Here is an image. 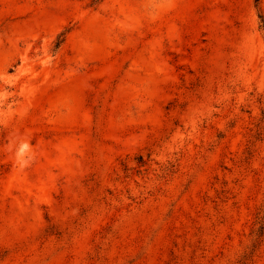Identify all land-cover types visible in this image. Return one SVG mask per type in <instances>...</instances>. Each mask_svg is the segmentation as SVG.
Instances as JSON below:
<instances>
[{
	"label": "rangeland",
	"instance_id": "rangeland-1",
	"mask_svg": "<svg viewBox=\"0 0 264 264\" xmlns=\"http://www.w3.org/2000/svg\"><path fill=\"white\" fill-rule=\"evenodd\" d=\"M263 216L264 0H0V264H264Z\"/></svg>",
	"mask_w": 264,
	"mask_h": 264
},
{
	"label": "bare ground",
	"instance_id": "bare-ground-1",
	"mask_svg": "<svg viewBox=\"0 0 264 264\" xmlns=\"http://www.w3.org/2000/svg\"><path fill=\"white\" fill-rule=\"evenodd\" d=\"M17 27H16V24L14 25H9V30H11V31H14L15 29H16Z\"/></svg>",
	"mask_w": 264,
	"mask_h": 264
},
{
	"label": "trees",
	"instance_id": "trees-1",
	"mask_svg": "<svg viewBox=\"0 0 264 264\" xmlns=\"http://www.w3.org/2000/svg\"><path fill=\"white\" fill-rule=\"evenodd\" d=\"M261 225H262V227L264 225V216L261 218Z\"/></svg>",
	"mask_w": 264,
	"mask_h": 264
}]
</instances>
